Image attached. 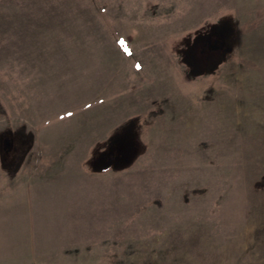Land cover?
<instances>
[{"label": "rangeland", "instance_id": "374dc122", "mask_svg": "<svg viewBox=\"0 0 264 264\" xmlns=\"http://www.w3.org/2000/svg\"><path fill=\"white\" fill-rule=\"evenodd\" d=\"M0 264H264V0H0Z\"/></svg>", "mask_w": 264, "mask_h": 264}]
</instances>
